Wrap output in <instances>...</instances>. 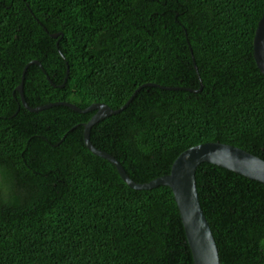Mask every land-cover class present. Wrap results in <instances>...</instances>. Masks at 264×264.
<instances>
[{
    "label": "trees",
    "instance_id": "1",
    "mask_svg": "<svg viewBox=\"0 0 264 264\" xmlns=\"http://www.w3.org/2000/svg\"><path fill=\"white\" fill-rule=\"evenodd\" d=\"M263 11L264 0H0V264H193L171 189L128 186L83 142L95 110L59 102L117 109L139 87L89 131L136 182L206 141L264 160L252 55ZM31 60L24 98L50 103L35 111L16 90ZM195 184L220 264H264V183L200 162Z\"/></svg>",
    "mask_w": 264,
    "mask_h": 264
},
{
    "label": "water",
    "instance_id": "2",
    "mask_svg": "<svg viewBox=\"0 0 264 264\" xmlns=\"http://www.w3.org/2000/svg\"><path fill=\"white\" fill-rule=\"evenodd\" d=\"M51 36L56 37V34H51ZM252 55L257 68L264 75V11L257 22L252 38ZM32 63L40 65L37 60H31L25 64L21 74V81L17 85L16 90L19 92L20 101L23 106L35 111L48 107L50 103L30 107L24 98L22 90L24 73L26 67ZM148 85L156 84L148 83ZM160 87L169 88L166 86ZM138 89L139 87L117 109H112L102 102L91 103L83 109L70 102L59 103H63L80 112L95 110L88 121L83 123L82 138L86 147L94 154L110 161L115 166L121 179L134 189H149L158 185L168 186L172 191L178 209L193 264H220L218 249L212 231L198 200L195 184L196 167L200 162H208L239 173L249 179L264 183V160L231 144L218 141H206L181 151L172 161L169 172L146 182L134 181L113 155L92 144L89 138V131L96 121L122 109Z\"/></svg>",
    "mask_w": 264,
    "mask_h": 264
}]
</instances>
